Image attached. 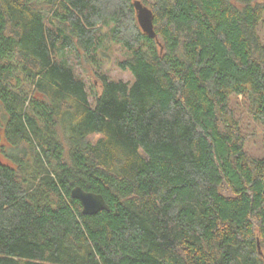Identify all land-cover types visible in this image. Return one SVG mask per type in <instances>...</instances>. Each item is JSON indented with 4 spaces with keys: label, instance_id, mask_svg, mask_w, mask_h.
<instances>
[{
    "label": "trees",
    "instance_id": "1",
    "mask_svg": "<svg viewBox=\"0 0 264 264\" xmlns=\"http://www.w3.org/2000/svg\"><path fill=\"white\" fill-rule=\"evenodd\" d=\"M263 20L264 0H0V264H264V152L231 104L264 126ZM103 28L130 81L76 73Z\"/></svg>",
    "mask_w": 264,
    "mask_h": 264
},
{
    "label": "rangeland",
    "instance_id": "2",
    "mask_svg": "<svg viewBox=\"0 0 264 264\" xmlns=\"http://www.w3.org/2000/svg\"><path fill=\"white\" fill-rule=\"evenodd\" d=\"M258 33L264 41V20L258 27ZM101 39L102 44L94 56L95 63L99 65H93L94 63L84 59L81 65L75 66L76 73L88 84L95 80L97 86H99L100 80L94 73L95 71L99 74H105L111 79L130 81L132 79L130 73L118 66L126 55L118 44L110 40L107 28L101 30ZM231 104L235 111L236 120L240 125L239 128L244 139V149L251 157H260L264 152V126L252 120L248 115L241 97H232ZM96 137V135H91L89 138L95 139Z\"/></svg>",
    "mask_w": 264,
    "mask_h": 264
},
{
    "label": "water",
    "instance_id": "3",
    "mask_svg": "<svg viewBox=\"0 0 264 264\" xmlns=\"http://www.w3.org/2000/svg\"><path fill=\"white\" fill-rule=\"evenodd\" d=\"M134 7L137 10V18L143 31L150 37L155 38L156 33L153 29L151 11L147 7L143 6L139 1L134 2ZM70 194L73 198L80 202L82 213L85 215H94L101 210H109V206L101 194L85 191L79 186L73 187ZM257 249L259 254L264 257L259 242H257Z\"/></svg>",
    "mask_w": 264,
    "mask_h": 264
}]
</instances>
